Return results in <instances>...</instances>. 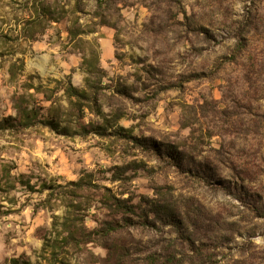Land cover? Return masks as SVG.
Masks as SVG:
<instances>
[{"label":"rangeland","instance_id":"374dc122","mask_svg":"<svg viewBox=\"0 0 264 264\" xmlns=\"http://www.w3.org/2000/svg\"><path fill=\"white\" fill-rule=\"evenodd\" d=\"M166 255L264 264V0H0V264Z\"/></svg>","mask_w":264,"mask_h":264},{"label":"trees","instance_id":"16d2710c","mask_svg":"<svg viewBox=\"0 0 264 264\" xmlns=\"http://www.w3.org/2000/svg\"><path fill=\"white\" fill-rule=\"evenodd\" d=\"M71 88H73V87H71ZM70 92H71L72 95H76V96H78L80 98H83L82 97L83 96V92H79L75 88H73V90L71 89ZM43 120L44 119H40L38 117V115L34 112L33 109H29V107L20 106L19 110H18V116L17 117H9L8 119H5L3 124L7 128H19V127L33 126L36 123L43 122ZM45 121H46V124L48 126H50L51 128H53V129H57L58 128V124L55 123L54 120H45ZM77 124H78V128H79V129H77L79 134L86 135V134H89V133L92 132L91 129H89L86 125H84L79 120H78ZM67 130H69V129L62 130V134H69ZM172 162H173V164H178V163H175L174 161H172ZM179 165H180V163H179ZM90 183H91L90 181H85L84 179H81L79 182H77V185L79 187H84L83 185H87V184H90ZM109 196H110L109 197L110 200L114 201V203L109 205V206L112 209H114V211L120 212L121 215H122L123 220H125L126 222L132 220V216L134 214H137L136 211H135L134 205L129 204L126 199H119V198H116L115 196L113 197L112 195H109ZM164 212H165L164 213L165 214V220H166V222L168 224H172L174 226H179L180 222L176 219V217H175L173 212H171L168 209H165ZM145 221H146V223L150 222L149 217H146ZM65 224H67V222H65ZM110 229L115 230L116 228H114L113 226L109 225L105 229H99L98 231L86 233V236L89 237V238H93V235L96 234V233H98V234H100L102 236H105L106 234H109L111 232ZM73 238H75V237L73 236ZM179 262L180 261L175 256L166 255L164 259L155 257L154 261H153V264H183V263H179ZM11 264H31V263L29 261L22 262L20 259L14 258V259L11 260ZM200 264H202V263H200Z\"/></svg>","mask_w":264,"mask_h":264}]
</instances>
